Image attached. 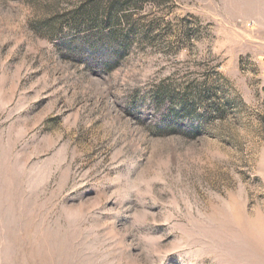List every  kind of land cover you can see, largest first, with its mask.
<instances>
[{"label": "rangeland", "instance_id": "1", "mask_svg": "<svg viewBox=\"0 0 264 264\" xmlns=\"http://www.w3.org/2000/svg\"><path fill=\"white\" fill-rule=\"evenodd\" d=\"M249 1L0 0V264H242L230 229H264Z\"/></svg>", "mask_w": 264, "mask_h": 264}, {"label": "bare ground", "instance_id": "2", "mask_svg": "<svg viewBox=\"0 0 264 264\" xmlns=\"http://www.w3.org/2000/svg\"><path fill=\"white\" fill-rule=\"evenodd\" d=\"M230 241V255L235 261L264 264V229L249 222L242 229L233 226L230 229Z\"/></svg>", "mask_w": 264, "mask_h": 264}, {"label": "crops", "instance_id": "3", "mask_svg": "<svg viewBox=\"0 0 264 264\" xmlns=\"http://www.w3.org/2000/svg\"><path fill=\"white\" fill-rule=\"evenodd\" d=\"M248 9L254 11L259 15L260 21L264 23V0H250L246 2Z\"/></svg>", "mask_w": 264, "mask_h": 264}, {"label": "trees", "instance_id": "4", "mask_svg": "<svg viewBox=\"0 0 264 264\" xmlns=\"http://www.w3.org/2000/svg\"><path fill=\"white\" fill-rule=\"evenodd\" d=\"M107 47V46H109L108 44H98V43H96V44H92V49L90 50L91 51V53H98L97 51L100 49V48H102V47ZM106 50L105 51H107L106 52V54H110L109 53V51L110 50H107L108 48H105ZM88 51V50H87Z\"/></svg>", "mask_w": 264, "mask_h": 264}]
</instances>
